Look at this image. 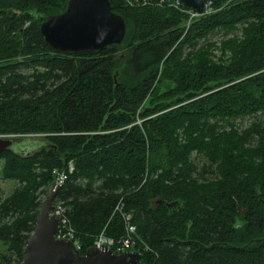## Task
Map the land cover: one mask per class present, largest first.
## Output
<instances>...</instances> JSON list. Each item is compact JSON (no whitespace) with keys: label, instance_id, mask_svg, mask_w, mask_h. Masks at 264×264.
Masks as SVG:
<instances>
[{"label":"trees","instance_id":"16d2710c","mask_svg":"<svg viewBox=\"0 0 264 264\" xmlns=\"http://www.w3.org/2000/svg\"><path fill=\"white\" fill-rule=\"evenodd\" d=\"M66 2L0 0V135L49 143L0 153L17 184L0 196V264L21 263L69 163L54 203L81 254L122 236L125 214L150 249L137 264H264V0H214L186 31L174 8L109 0L122 42L78 52L39 29Z\"/></svg>","mask_w":264,"mask_h":264},{"label":"water","instance_id":"95a60500","mask_svg":"<svg viewBox=\"0 0 264 264\" xmlns=\"http://www.w3.org/2000/svg\"><path fill=\"white\" fill-rule=\"evenodd\" d=\"M180 1L202 13L206 0ZM39 29L49 46L70 52L120 44L125 34L124 20L111 10L109 0H67L64 11L47 16ZM47 146L49 143L39 135H0V153L10 151L29 156ZM60 187L54 181L48 185L34 229L23 247L20 264H136L140 260L139 252L126 250L116 254L106 245L91 246L81 254L72 241L55 238L59 220L50 211ZM239 211L245 212L240 207Z\"/></svg>","mask_w":264,"mask_h":264},{"label":"built area","instance_id":"2783aa9c","mask_svg":"<svg viewBox=\"0 0 264 264\" xmlns=\"http://www.w3.org/2000/svg\"><path fill=\"white\" fill-rule=\"evenodd\" d=\"M214 0H206L204 4V10L202 13H197L195 10L186 7L180 0H126L129 5H151L157 7H169L174 8L180 12H183L187 15V20L185 22V26L188 27L190 23L196 20L199 16L207 15L213 12L212 4ZM233 0H225L224 4H227ZM73 166L72 164L68 165L67 173L65 171H57L55 172L54 182L59 184L60 186L66 179L68 173L72 172ZM50 214L56 216L59 220L58 229L55 234V238L57 239H67L72 241L74 247L79 251L80 244L75 237V230L71 226L69 220L65 215V207L61 204V202L53 203V208L50 211ZM124 219V234L119 238L115 239L113 237L107 236L104 231H101L93 241L92 246L101 247L103 245L108 246L113 253H121L126 250H132L139 252L140 246L141 248L150 250L149 247L138 238V234L136 233V228L133 224L130 223L129 215H123ZM140 253V252H139ZM138 263V262H137ZM136 263V264H137Z\"/></svg>","mask_w":264,"mask_h":264},{"label":"rangeland","instance_id":"374dc122","mask_svg":"<svg viewBox=\"0 0 264 264\" xmlns=\"http://www.w3.org/2000/svg\"><path fill=\"white\" fill-rule=\"evenodd\" d=\"M225 2V0H224ZM223 5H225L223 3ZM33 16L34 17H37L36 15H34L33 13ZM187 27L185 26V31H186ZM235 35H239L240 32L239 30H236L234 32ZM228 36V35H227ZM223 37H226V35L222 32V31H216L214 32L213 34H211L208 38H207V41H215V42H218L219 40H221ZM205 41L201 40V43H204ZM163 89L165 87L164 84H161L160 85ZM250 120L249 117L247 118H244L241 122V127H243L244 125H246L248 123V121ZM137 122H139V118L136 119ZM71 164V163H69ZM68 164V165H69ZM1 166H2V161H0V196H6L8 194L11 193V191L13 190V188L17 185L15 181L13 180H5L1 177ZM5 247L0 243V251H4Z\"/></svg>","mask_w":264,"mask_h":264}]
</instances>
